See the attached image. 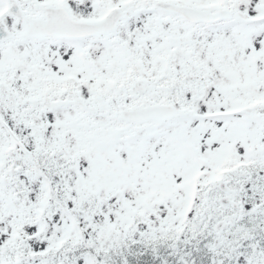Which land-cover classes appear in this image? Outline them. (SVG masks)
<instances>
[{
  "label": "snow or ice",
  "instance_id": "1",
  "mask_svg": "<svg viewBox=\"0 0 264 264\" xmlns=\"http://www.w3.org/2000/svg\"><path fill=\"white\" fill-rule=\"evenodd\" d=\"M0 264H264V0H0Z\"/></svg>",
  "mask_w": 264,
  "mask_h": 264
}]
</instances>
